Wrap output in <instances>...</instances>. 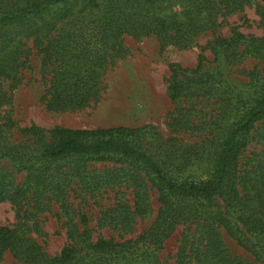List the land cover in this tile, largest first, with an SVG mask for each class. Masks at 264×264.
<instances>
[{"label": "trees", "instance_id": "16d2710c", "mask_svg": "<svg viewBox=\"0 0 264 264\" xmlns=\"http://www.w3.org/2000/svg\"><path fill=\"white\" fill-rule=\"evenodd\" d=\"M252 5L261 36L238 26L219 34L228 17ZM206 35L213 36L214 66L205 69L201 50L196 66L183 69L188 76L166 88L178 105L168 127L202 136L198 142L169 138L155 153L140 129L21 128L4 113L0 203L11 204L16 223L0 227V262L9 252L23 264H161L157 250L182 227L174 264H264V0H0V81L9 87L0 90V110L34 55L46 107L76 110L98 96L103 74L126 52L124 37L153 36L164 51L192 48ZM247 58L263 69L233 77ZM14 128L33 142H9ZM151 192L159 202L155 219L133 240H93L91 216L69 202L71 195L86 203L113 193L97 226L122 238L151 213ZM52 204L68 240L54 257L30 235ZM223 234L254 260L232 255Z\"/></svg>", "mask_w": 264, "mask_h": 264}, {"label": "rangeland", "instance_id": "374dc122", "mask_svg": "<svg viewBox=\"0 0 264 264\" xmlns=\"http://www.w3.org/2000/svg\"><path fill=\"white\" fill-rule=\"evenodd\" d=\"M226 21L228 23L219 32L222 36H228L232 26H238V31L244 35L259 37L263 34L254 5L228 17ZM212 39L213 36L206 35L200 37L192 48L179 49L168 46L161 51L157 39L153 36L140 40L126 36L124 37L126 52L114 60L103 74L98 96L82 109L67 111H54L46 107L45 100L42 98L45 87L41 82L39 61L34 55L30 67L23 71L22 84L12 91L11 104L0 110V124L3 123L1 118L6 112L16 126L21 128L35 125L46 130L57 126L79 130L117 127L140 129L144 145L149 146L155 153L167 147L166 143H170L169 138L177 140L178 143L179 140H182V143L198 142L202 136L176 133L168 127L170 115L175 112L178 105L168 98L166 88L172 79L183 80L188 76L189 73L183 69L196 66V59L201 50L207 60L205 69L214 66L212 53L208 48ZM253 68L262 70L263 65L255 59L247 58L234 69L233 77L243 81L245 78L241 76V71H249ZM0 90L8 91V83L0 81ZM6 137L14 144L32 143L34 140L21 135L15 128L8 129ZM0 165L8 166L2 161ZM96 166L101 167V164H96ZM22 175L20 173L16 176L18 181L21 180ZM126 197L131 201L130 194ZM149 201L151 213L144 219H137L133 232L121 238L117 232H112L108 228L100 229L97 226V218L103 207L113 204V193H107L101 198L91 199L86 203L79 201L75 195H71L69 199L75 210L78 208L91 216L90 226L94 229L93 240L101 235L105 238L112 237L115 241L133 240L150 226L159 208L155 192L150 193ZM15 217L10 203H0V227L12 226L16 223ZM37 223V230L32 231L30 235L50 257H54L63 246L68 244L58 205L52 204L48 212L39 214ZM181 230L182 227H177L172 236L164 242L162 248L157 250V259L161 264H174ZM222 237L226 248L232 255L250 262L254 260L227 235L223 234ZM149 250L152 252L153 246L149 247ZM138 260L141 261V259ZM0 264L23 263L16 261L9 252H5Z\"/></svg>", "mask_w": 264, "mask_h": 264}]
</instances>
